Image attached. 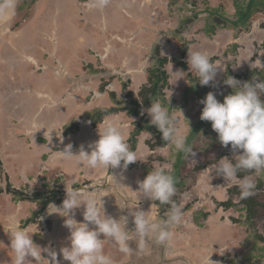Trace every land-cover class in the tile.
<instances>
[{"label":"rangeland","instance_id":"374dc122","mask_svg":"<svg viewBox=\"0 0 264 264\" xmlns=\"http://www.w3.org/2000/svg\"><path fill=\"white\" fill-rule=\"evenodd\" d=\"M182 1L183 3H178L174 0L175 5L171 3L170 11L172 8L173 10L171 12L174 15L181 17V19H189V17H191L189 11L195 10L191 9L190 3V7H187V2L184 3V0ZM40 2L41 1L37 0H18L16 2L17 10L15 15H17L16 18L18 20L16 19V25L11 27L14 35H16L15 31H18L17 36L19 35L20 26L32 22L34 11L41 6ZM72 3L73 2L70 1V4ZM200 4H202V7L206 5L205 2H199L198 5ZM71 9L72 8H70L69 11L74 15L75 11L73 12ZM205 11L209 15L208 19L214 23L217 18L213 16L211 9L206 6ZM75 15V17H71L73 18V20H70L71 23H64L62 25L61 18L56 21L58 22L59 20L61 23L59 25H62L63 30H73L74 27L73 31L65 34V36H67L66 39H61L66 49L68 50L69 48L68 53L70 54L63 56L61 64L63 65L64 63L66 66V64L68 65L70 63V65H68V72L66 71L67 77L63 82L65 88L63 83H55L60 84L62 89L64 88L63 91L65 92H62L60 97H50V99L46 98L44 100L46 96L43 94L40 87L43 86L42 81L37 80V78L29 74L26 78L27 83L22 75L20 76V80L23 79L24 82L21 83L16 81L15 83L11 81L10 71L7 70L5 66H1L0 68V107L6 108V115L0 110V189L4 190L7 183L11 188H14L13 185L16 188L19 187V184L25 181V179H23L25 177L24 172H26L27 178L31 177L33 173L35 175L38 174L36 173L38 172L37 161L40 160V157H35L34 151H30V148L36 146H30V142L31 139L34 140L32 137L35 132H37L34 130L38 129L35 125L31 128L30 123L38 124V120L36 121L34 119L31 121L30 117L33 113H30L32 111L30 107L36 108L35 106H37V104H41L42 108L38 106L41 111L40 113L43 112L44 108H47L46 111L49 113V117L47 118H49V120L54 119V117H59V120L56 119L58 120L56 123H60L65 114L64 120L69 115H71V117L74 115L71 120L81 122L82 129H84L87 124L90 125L89 122H86V119L89 120L92 116L96 115H93L91 113L92 111L100 108L104 109L106 107H119V111L116 114L128 118L124 121L127 123L126 127H129V129L125 128V132L127 131L125 139L128 138L129 140V138H131V134L135 131V125L137 123H141L142 127H147L144 131L152 134V139L145 137L142 134L144 131H141L136 136V143L133 151L137 153L138 161L129 164L125 169L130 172H128L129 178L137 183L138 181H142L149 171L156 167L163 166L164 164L172 165L173 174L175 172L174 165L178 164V173L182 184L177 187V193L174 196L177 200L173 201L181 206L183 220L181 224L170 229L173 236L166 245L152 244L147 252L138 251L137 246L129 241L133 252L130 255H125L119 251L114 241H107L104 246V251L111 255L113 264H205L208 256H211L210 260L213 264H215V262H219V264H247V262L249 264H255V260L252 261L251 259L252 255H261L262 252L264 254V209L256 207L255 217L247 222L246 212L243 210V205L240 203L239 199V187L234 182L225 181L222 176L216 174L215 168L218 166V161L223 157L232 159L234 153L230 145L227 147L221 146L217 133L211 128V123L200 119L203 104L199 103V101L203 100L207 93L213 92L216 94V99L222 103L224 97L232 93V89L224 83L228 77H233L241 83L251 82L253 77L264 80V68L254 63L257 59L264 63V10H260L251 18L249 28L236 30V34L234 35L235 40H232V42H230L228 33H222L220 37L216 39L209 37V40H201L200 36H202V34L200 29L195 30L194 28V24L198 25L197 22L199 20H196L197 22L193 24L194 26L189 24V27H193L190 32H193L188 34L189 28L188 31L184 33V35L187 33V36H180L179 39H174L177 37V34L173 36L175 33H172L171 30L166 32L162 30L159 34H161L164 39L158 38L161 44L159 40H145V49H143L141 53H139V51L136 52V46L130 49L131 52L136 53L133 57L131 55L117 56L116 54L113 55L114 53L104 54L102 51L104 44L100 41L99 36L100 31L98 29H92V26L89 24H84L85 22L82 20L87 18V15L82 11H76ZM83 26L87 28L89 30L88 33L94 37L95 46L94 44L92 45L96 48L97 54L101 51V55L98 54V56H93L92 51L89 49H86V51L84 47L79 48L81 47L79 38H81V35H85L82 29ZM160 26H164L163 21ZM205 26H207V24ZM211 26L212 24L208 23V27L205 28L210 29ZM238 33H240V35H238ZM34 34L36 36V33ZM189 35H193L191 37L193 40L189 39ZM170 37H172V39H166ZM54 38L55 36H53L51 41H53ZM6 40L5 37L4 41L6 42ZM118 42L119 41L109 40L108 43L112 45L113 48L118 49L121 47ZM173 42L176 44L173 45ZM181 42H187L188 48L192 44H203V42H205L203 49L205 51L204 53H207L210 58L212 57L211 55L216 58L217 61L215 60L213 63L218 68L214 80L210 82L208 86H201L198 83L196 73L192 71L188 73L187 78L177 80L179 77L173 75L171 70L175 72L176 70H181V68L176 65L177 63L175 64L169 61L165 66L167 86L158 93L159 97L156 98V100L158 99L161 101L165 107H169V113L175 117L177 126L187 135V144L197 153L193 158L195 162L185 159L184 154L178 153L174 146H166L167 142L165 141L160 142L161 144L159 146L155 145L156 141L159 142L160 140L159 136L156 137L159 131L154 126L150 125V117L146 112L141 114L143 109L150 107V104L147 108L145 106H140V108H138L139 117L137 118L134 116L130 117L131 115L129 112L130 109H134L135 107L133 105L134 101H137L139 104L141 103V87L143 88L141 89L142 92L150 90L148 86L150 84L148 69L155 63L154 51L152 50L154 47L153 44L157 43V45H159L160 54L162 56H166L169 59H178ZM31 43L32 44L28 46V55H32L36 58V53L43 54V51H45L44 54L48 56L52 52V50L49 49L50 45H48L44 39L34 40L31 41ZM53 43V46H55L56 42ZM20 45L17 38L14 47L5 49L4 52L2 51L4 48H1L0 64L3 62L6 65H11L14 56L16 57V53H19L18 47ZM43 45L47 47V50H44ZM73 46L77 49L79 54L70 52ZM202 46L199 45L198 48L202 49ZM223 51L224 53H222ZM217 53L219 54L218 56H216ZM71 61L74 62L71 63ZM182 61L187 66L185 72H188V65L186 63L187 55ZM65 66L60 67V70H67ZM227 66H229L230 74H225ZM30 68H32V73L35 74L36 77L43 72V70L41 71L40 69H37L38 71L33 69V65H30ZM87 75L91 77L90 81L85 78ZM105 81L114 92L108 94L107 91L103 90L102 92L100 90ZM54 90L56 92L57 89ZM92 92L98 94L95 95V93L93 94ZM36 93L40 97H37ZM50 93L52 94V91H50ZM260 99L264 102V95H261ZM53 102H55V106H53ZM150 102L154 101L151 100ZM122 107H124V109ZM8 110L14 113L12 115L9 114L7 117ZM180 111L183 116L180 114ZM97 114L100 115L99 113ZM141 116L145 118L140 119ZM6 117L8 127L6 124V127L4 125ZM110 117H112V115ZM67 119L69 120V118ZM42 120L44 124H46L44 118H42ZM68 120L66 121L67 123L62 126V131L64 128L71 125L72 121ZM107 122H109V118L105 116L100 122L101 124L99 123L100 126L98 125V129ZM187 122L190 132L187 130ZM14 129H16V131H14ZM58 130L60 129L58 128ZM25 131H28L29 136L25 137L23 135ZM39 132L40 130L38 133ZM97 138H99V135ZM52 140L53 138L50 139V141ZM95 140L97 139L94 134L89 145L94 143ZM13 141L15 143L14 145ZM128 144L130 145V142ZM39 149L40 146L35 148L36 153ZM235 154H240V151H237ZM178 158L180 159L179 162ZM53 160L54 161L51 162L50 159L47 164L49 167L48 169L53 170H47V172L42 171L41 176L51 177L54 184H48L42 191L29 192L30 190H25L26 193H45L43 196L39 195L38 197L39 200L44 201L47 199L46 192H48L49 189L52 187V189H54V187L58 185L63 187L65 183H68L66 180V182H63L62 186V181L59 180L56 182V178L52 176V173L57 170L56 166L60 168L61 174L65 175L67 172V168L63 166V160L58 158V156ZM33 161L34 164L32 167H28L27 165ZM121 164L123 166V162H121ZM70 165H73V162L70 163ZM20 166L21 168L17 169V167ZM197 167L204 168H198L199 170H196ZM19 171H22L23 175ZM240 174L242 177L244 175H249V173L245 172H240ZM71 176L74 179V173ZM254 179L256 188L254 194L249 198L264 205V172L255 175ZM44 180L47 179L44 178ZM131 185L132 191L133 186L134 189L138 187L135 183ZM82 187H85V185L76 186V188ZM21 188L23 189V185ZM35 189L39 190V185H36ZM108 191L114 193L112 187H109L105 194H108ZM139 195L144 197L142 193H139ZM12 196L13 195L10 193L5 192L0 194V212L3 211L1 213H4L5 210L7 212L17 208L18 197L14 198ZM64 196L66 197V194ZM146 199L147 197L145 200ZM228 199L233 203L230 208L224 210L218 206V203ZM140 201H142L141 204H146L148 208H151L154 203L151 201V204H148L147 200L144 201L143 198ZM34 206L38 210L37 212L31 211V217L33 218L31 225L34 227H32L29 234H32L31 238L33 242L42 247L40 232H43V226H41L42 229L40 231V224H35V219L38 221L40 218V214L37 217L35 214L40 213V209L42 208L40 204H34ZM185 207L186 210L184 211ZM169 208L170 205L155 203V206L151 208L152 220L164 218ZM204 213H207V216H205ZM82 220L83 217L77 221L82 222ZM257 236H260L261 239ZM59 251L60 249L58 248L57 260L59 264H63L60 263L63 259L62 256L59 255ZM42 258L50 259L47 253H42ZM34 264H47V262H34Z\"/></svg>","mask_w":264,"mask_h":264},{"label":"clouds","instance_id":"9594fccd","mask_svg":"<svg viewBox=\"0 0 264 264\" xmlns=\"http://www.w3.org/2000/svg\"><path fill=\"white\" fill-rule=\"evenodd\" d=\"M15 4L16 0H0V17L7 19L12 16ZM186 63L188 72L171 70L173 75L179 77L177 80L187 78L188 73L192 71L196 73L201 86H208L217 75L218 68L207 53L187 52ZM254 63L264 68L261 60L257 59ZM224 83L232 89V93L225 96L222 103L216 99L215 93H207L205 98L199 101L203 104L200 119L210 122L221 146L230 145L234 153L232 159L223 157L218 161L216 174L222 176L225 181L234 182L240 189V199H247L254 194L256 188L254 176L264 172V102L260 99V96L264 95V80L253 77L251 82L241 83L233 77H228ZM106 86L107 82H104L102 92L106 91ZM144 112L150 117V125L154 126L161 134L162 140L167 142L166 146H174L178 153L184 154L185 159L194 161L197 153L187 144V135L177 126L175 117L169 113V107L156 100L149 108L143 109L141 114ZM180 114L182 115L181 111ZM187 130L190 132L188 122ZM142 134L152 139L151 133L144 131ZM98 135V140L89 145V151H85L81 145L79 153L74 155L71 151L72 144H68L62 152L55 153L61 160H74L77 167L84 165L88 169H104L106 172L109 168L121 167V162L126 169L129 164L138 161L137 153L131 150L116 123L107 122L102 130L98 131ZM60 138L62 142L61 135ZM237 151H240V154H235ZM240 172H247L249 175L241 177ZM110 177L115 184L121 186L112 176ZM137 183V191H132L126 186L121 187L133 193H142L144 197L159 202L160 205H170L164 218L150 219L149 212L138 208V200L132 211L128 210L126 200L122 202L119 209H127V215H121L118 219L107 215L102 199L104 196L99 195L102 191L99 188L88 192L68 187L65 189L66 198L60 206L54 203L48 205L47 212L51 209L48 214L63 217L64 226L70 233L67 237L68 246L62 247L59 251L64 261L70 264H113L111 255L104 251L107 241H114L121 253L130 255L133 249L129 241L132 239L136 240L137 250L140 252L148 250L151 238L161 245H166L172 239L173 233L170 229L181 224L183 220L181 206L172 199L177 193V181L172 174V165L156 167ZM82 206L83 220L78 222L75 213ZM154 206L155 203L151 207ZM129 217L132 218L134 225L131 231L127 228ZM39 219L42 220L43 217ZM90 225L93 227L90 228ZM31 237L32 234L20 227L19 222L13 221L9 230L8 247L13 253L11 264H34L39 261L59 264L56 251L47 247L41 248ZM42 253H47L50 259L42 258ZM210 257L206 258L205 264H213ZM0 264H9V261L0 260Z\"/></svg>","mask_w":264,"mask_h":264},{"label":"crops","instance_id":"0c3cea01","mask_svg":"<svg viewBox=\"0 0 264 264\" xmlns=\"http://www.w3.org/2000/svg\"><path fill=\"white\" fill-rule=\"evenodd\" d=\"M18 0H16L17 2ZM41 1L40 8H38L36 11H34L33 15V20L29 24H24L20 26V37L19 35L17 36V32L15 31V34H13L11 27L13 25H16V7L17 3L15 4V9H14V14L7 19L0 17V55H1V48H4L2 51L4 52L5 49L11 48L15 46V42L18 38V42L21 44L18 48L19 53H16V57L14 56V60L11 65H6L3 62L0 64L1 66H5L7 70L10 71L11 73V81L12 82H24L27 80V76L30 74L32 77L34 76L37 78V80L42 81V85L40 86L43 94L46 96L44 97V100L46 98L50 97H60L65 85H64V80L67 77L66 76V71L68 72L70 63L66 66L61 64V61L63 59V56H67L69 53V48L68 50L66 49V46H64L63 40L61 39L65 38L66 33H69L74 30L70 29H64L62 25L64 23H71L70 20H73L71 17H75L76 11H82L84 14L87 15V18L83 19L82 21L85 22L84 24H89L92 26V29H98L100 31V41L104 44V47L102 48V51L108 54H113L117 56H129L131 55L132 57L135 56L136 53H133L130 51L132 47L136 46V52L141 51L145 49L144 42L145 40H159V39H164L162 38V35L159 34V32H162V30L170 31L173 33H176L177 27L179 26V23L181 20V17H178L177 15H174L171 11L173 10L171 8L170 11V5L173 3L175 5V2L178 3H183L182 0H37ZM70 1L73 2L70 4ZM187 2L186 6L190 7L189 3L191 4V9L195 11H189L191 19L193 21L190 24H194L197 22L196 20H199L197 24H194L195 30L200 29V32L202 34L201 40H209L210 38L216 39L220 37V34L222 33H228L229 34V39L230 42L234 39V35L236 34V30L238 29H232V28H227V29H221V28H216L214 33L206 32L205 31V25L208 23H211V21L208 19L209 15L205 11L206 6H208L214 17H217L218 15L214 12L215 9H217L219 6L222 8V15L227 18L229 21H234L235 19V13L236 9L234 6V1L233 0H184V3ZM199 2H205L206 5L202 7V4L198 5ZM72 8L73 12L75 11L74 15L71 14L69 9ZM255 16V15H254ZM71 19H70V18ZM61 18L62 20V25L57 19ZM18 20V19H17ZM30 20V19H29ZM162 21L164 22V26L161 27ZM77 24V23H76ZM198 26V27H197ZM78 27V25H77ZM163 28V29H161ZM190 30L188 34L192 33L190 32L193 27H189ZM83 32L85 35H81L80 43L81 47H84L85 50L89 49L92 51L93 56H98L101 55V51L96 52V48L93 47L92 44H94V37L89 34V30L85 28L84 26L82 27ZM76 30V29H75ZM188 31V29L186 30ZM12 32V33H11ZM39 32V33H38ZM62 32V33H61ZM36 33V36L35 34ZM241 33V32H240ZM238 33V35H240ZM246 33V32H245ZM158 34V35H157ZM58 37H57V36ZM62 35V36H61ZM187 36V33L185 34ZM182 34V36H185ZM55 36L53 41L51 39ZM164 36V35H163ZM173 36H176L173 35ZM189 39L193 40L191 37L193 35H189ZM6 37V42L4 41V38ZM160 37V38H159ZM210 37V38H209ZM159 38V39H158ZM46 40V43L50 45V48L52 52L47 56V54H44L45 51H43V54L36 53V58L32 55H28V46L31 45V41L34 40ZM64 39V40H65ZM166 39H172L166 38ZM174 39H179L178 37H175ZM110 41H119L118 43L121 45L120 48L115 49L113 48L112 45H110L108 42ZM217 41V40H215ZM53 42H56L55 46ZM236 42V41H235ZM160 43V40H159ZM167 43V42H166ZM46 44V45H47ZM132 44V45H130ZM161 44V43H160ZM175 45L176 43H172ZM204 44V45H203ZM203 44H192L188 48V52L191 51H200V52H205L204 46L205 42ZM157 43L153 44L152 50L154 51L155 46ZM202 46V49L198 48ZM95 46V44H94ZM194 46V47H193ZM44 50H47V47L43 45ZM193 47V48H192ZM16 48V47H15ZM87 51V50H86ZM70 52H74L75 54H79L77 49L73 46L71 47ZM224 53V51L222 52ZM103 54V55H104ZM70 55V54H69ZM187 55V54H186ZM219 54L217 53L216 56ZM213 58L214 56L211 55ZM211 57V58H212ZM217 61V60H216ZM74 61H71V63ZM30 65H33V69H40L41 71L43 70L42 74H39L37 77L35 74L32 72V68H30ZM29 66V70H28ZM65 66L67 70L61 71L60 67ZM37 70V71H38ZM105 73V72H104ZM5 74V73H4ZM23 76V81L20 80V76ZM57 77V79H56ZM54 78V79H51ZM88 81L91 80V77L87 75L85 77ZM56 80V81H55ZM57 82H60L61 84L63 83L64 88L60 86V84H55ZM106 82V81H105ZM27 83V81H26ZM54 89H57L56 92ZM107 92H112L110 89V85L107 84L106 89ZM52 91V94L50 93ZM93 94L95 92H92ZM37 94V93H36ZM98 94V93H97ZM95 93V95H97ZM101 94V93H99ZM39 95L37 94V97ZM40 97V96H39ZM56 100V99H55ZM45 103V102H44ZM40 108L41 104H37L35 106L36 108H32V111L30 113H33V115L30 117L31 121L34 119L37 121L38 124L36 123H30L31 128L35 125L38 127V129L34 130L37 131L33 135V139H31L30 146L36 145L33 148H30V151H34L35 157L37 156L38 158L40 157V160L37 161L38 165V174H34L31 177H26V172H24L25 179L24 182H21L19 184V187H13L16 190H30L29 192H37V191H42L44 187H46L48 184H54L52 181L53 179L51 177H44L41 176L42 171L47 172V170H53V169H48L49 167L47 166L48 161L51 159V162L54 161L53 159L56 158V153L55 152H62L65 148L66 145L72 144V153L78 154L80 150V146H84L85 151H89V144L92 141V138L94 137V134L96 135V139L98 140V132L102 130L103 126L98 129L100 126H95L91 127L90 125L82 129V125H79L78 131L75 133L63 135V131L61 130L62 126L65 125L67 122V118L71 120L74 115H69L65 120V116L62 118L60 123H56L59 120V117H54V119L49 120V113L47 108L43 109V112L40 113ZM104 108V107H103ZM109 108V107H106ZM5 109L3 107H0L1 112L5 114ZM7 112V117L8 115H12V111L8 110ZM6 115V114H5ZM7 117L5 118L4 125L6 124L8 127V122H7ZM42 118L46 121V124H44ZM106 118H109V121L116 123L122 130L124 136L126 137L127 131L125 132V128L127 123L124 122L126 119H128L125 116H121L119 114H113L112 117L107 116ZM111 118V119H110ZM58 119V120H56ZM68 120V121H69ZM5 125V127H6ZM58 128L60 130H58ZM40 132L38 133V131ZM16 131V129H14ZM32 132V131H30ZM26 134V135H25ZM15 135V133H14ZM22 135V134H21ZM23 135L29 136L28 131H25ZM60 135L63 137V140L61 142ZM13 136V135H12ZM17 136V135H16ZM53 138L52 141L49 140ZM36 140V142H35ZM38 140V141H37ZM128 138H126V141ZM15 141V140H14ZM13 141V145L15 144ZM74 141V142H73ZM96 141V140H95ZM27 144V143H26ZM27 146V145H26ZM40 146V149L35 151V148ZM29 150V147H28ZM32 156V155H31ZM34 158V156H33ZM49 159V160H48ZM73 162V165H70V163ZM34 164V161L31 162L28 167H32ZM63 166L67 168V172L64 174H61L60 168H57L52 174L53 177L56 178L57 181H62V186L63 182L66 180L68 183H65L63 186L64 189V195L66 194L65 189L68 187H73L75 188L78 185H85L83 187V190H86L89 192V190H94L99 188L100 191L99 195L104 196L102 197L104 201V208L106 210V214L110 215L114 218H119L121 215H127L128 210L132 211L135 209L137 200H138V208L140 210H143L145 212H149V218L152 219V207L148 208L146 204H141L142 201H140L142 198L144 201L147 200L148 204H151L150 199H146V197H141L139 193H133L130 192L127 188L121 187V186H126L128 188H132L133 183H135L138 186V183L134 182L129 178L128 170H125L121 164V167L112 169L109 168L107 172L104 169H88L84 165H80L79 167L76 166V163L74 160H63ZM21 168L17 167V169ZM24 168V166H23ZM22 175V171H19ZM74 173V179L72 178V174ZM130 173V172H129ZM58 175V176H57ZM112 176L117 183H119L121 186H118L117 184H114V181L110 177ZM68 177V178H67ZM47 179V180H44ZM67 178V179H66ZM136 180V179H134ZM56 181V182H57ZM16 183V182H15ZM39 183V184H37ZM52 184V185H53ZM23 185V189L21 186ZM36 185H39L40 189L37 190L35 189ZM109 187L113 188L114 193H111L108 191V194H105L106 191L108 190ZM117 188V189H116ZM137 189H134L133 186V191H137ZM92 192V191H90ZM66 198V197H65ZM64 198V199H65ZM128 202V210H121L119 209L120 206L122 205L123 201ZM50 203H54L57 206H60L61 204H57L56 199L53 200ZM49 203V204H50ZM155 203V202H154ZM36 203H31V202H26V201H18V206L14 210L4 211V213L0 212V260L3 261H9V264H11V259L13 256L12 251L10 250L9 245H10V238H9V230L12 226L13 221L19 222L20 227H24L29 233L32 229L31 223L32 221L26 223L28 219H31L32 213L31 211L37 212V208L34 206ZM48 204V205H49ZM44 208L43 211H41V214L39 217H43V219H39L36 221L35 219V224H40L39 228L40 231L42 229L41 226H43V232H40V240H41V248H50L52 251H56L57 249H61L62 247L68 246V240L67 237L70 234L69 230L64 226V218L58 216L57 214H48V212H51V209ZM82 213H83V206L76 210L75 213V218L76 220L82 219ZM153 216H154V209H153ZM15 217V218H13ZM60 220V221H59ZM93 227L90 225V228ZM129 231L133 230L134 225L132 224V218L129 217V223L127 225ZM130 242L133 243V245L137 246V242L135 239L130 240ZM157 245L154 238H151L150 240V245L149 248H151V245ZM147 252V251H145ZM58 253V252H57ZM9 259V260H8ZM171 261V260H170ZM41 262V261H39ZM36 263V262H35ZM60 263L63 264H70L68 261L61 260ZM172 263V262H171ZM174 264V263H172Z\"/></svg>","mask_w":264,"mask_h":264},{"label":"trees","instance_id":"16d2710c","mask_svg":"<svg viewBox=\"0 0 264 264\" xmlns=\"http://www.w3.org/2000/svg\"><path fill=\"white\" fill-rule=\"evenodd\" d=\"M233 1H234L235 9H236L234 21H229L227 18H225L222 15L221 6H219L214 11L218 15L216 17L217 18L216 21H214V23L211 22L212 26L210 29H205L206 32L214 33L216 28H220V27L226 28V29L227 28L247 29L250 26L251 18L260 10H264V0H233ZM192 21H193V19L186 18L179 23V26L177 27V30L175 33V34H177V37L179 36L178 38H180V36H182V34H184L186 32V30L189 29V24ZM206 27H208V25ZM234 48H235V46H234ZM187 52H188L187 42H183V43L181 42L180 49H179V56H178L179 58L178 59H169L166 56H162L160 54L159 45L155 46V48H154L155 63L151 68L148 69V79L150 82V84L148 86H149L150 90L147 92H142L141 89H143V88L141 87V89H140L141 103L139 104V103H137V101H134V103H133V105L135 106L134 109L129 110L130 115H131L130 117H133V116L136 118L139 117L138 108H140V106H145L147 108V106L152 103L150 101L151 100L156 101V98L159 97L158 93H160V91L167 86V74L165 71V66L169 61H171L175 64L177 63L176 65L179 66V68H181V70H183V71L187 70L186 64L182 61V59L186 56ZM210 59L212 62L216 60L215 57L214 58L212 57ZM227 73L230 74L229 66H227V71L225 74H227ZM122 108L124 109V107H122ZM100 109L92 111L91 113L93 115L94 114H96V115L92 116V118L89 120L86 119V122L87 123L89 122V124L92 127L97 126L103 120V118L105 116L106 117L111 116L113 114H116L119 111V107H116V108L109 107V108L101 109L103 111H101ZM127 109H129V108H127ZM97 113H99L100 115H98ZM97 117H99V118H97ZM142 118H145V117L141 116L140 119H142ZM71 121H72L71 125H69L68 127L63 129V135L75 133L76 131H78L79 124L74 120H71ZM72 124H74V125H72ZM141 125H142L141 123H137L135 125L136 129H135V131H133V133L131 134V138H129V140H128V143L130 142V145H131L130 146L131 150H134V146L136 143V136L138 135V133L146 130V128H147V127H142ZM158 136L160 137V140H159V142L156 141L155 145H157V146H159L161 144L160 142H164L161 138L160 133L156 134V137H158ZM180 157H181V155H180ZM179 161H180V159L178 158V162ZM198 168L201 169L204 167H197L196 170ZM178 170H179L178 164L174 165V171L175 172L173 174H174V177L177 181L176 188L178 186H180V184H182L180 181ZM245 173H247V172H245ZM239 175L242 177V175L240 173H239ZM52 188L49 189L48 192H46L47 199L44 201L39 200L38 197H39V195L43 196L45 193L44 194H39V193L28 194L25 192V190H16L15 188H11V186L8 183L6 184L4 190L0 189V194H2L3 192L10 193L11 195H13L12 197H14V198L18 197V201H26V202L36 203L38 205L40 204V207L42 209H40V213L35 214L37 217L39 214H41V211H43L44 208H46L47 205L50 202H52L53 200L56 199L57 204H62V201L65 198V196L63 195V192H64L63 187H60L58 185L57 187H54V189H52ZM239 199H240V195H239ZM173 200H177V198L174 197ZM155 203L157 204L159 202H155ZM240 203H242L243 210H245V212H246V221L247 222H249L251 219H253L255 217L254 214H255V208L256 207H261L264 209L263 204L259 203L258 201L254 200L252 198L240 199ZM232 205H233V203L231 202L230 199H228L224 202L218 203V206H220L224 210L230 208ZM186 207H185L184 211L186 210ZM204 214H205V216H207V213H204ZM32 220H33V218L28 219L26 221V223H28ZM258 238L261 239L260 236ZM251 259H252V261L255 260V264H264L263 252L261 255H258V254L252 255ZM247 264H249V263L247 262Z\"/></svg>","mask_w":264,"mask_h":264},{"label":"flooded vegetation","instance_id":"af4514ba","mask_svg":"<svg viewBox=\"0 0 264 264\" xmlns=\"http://www.w3.org/2000/svg\"><path fill=\"white\" fill-rule=\"evenodd\" d=\"M77 123H78V124H79V123L81 124V122H77ZM80 124H79V125H80ZM75 188H76V187H75ZM95 190H96V189H94V190H89V192H90V191H95Z\"/></svg>","mask_w":264,"mask_h":264},{"label":"water","instance_id":"95a60500","mask_svg":"<svg viewBox=\"0 0 264 264\" xmlns=\"http://www.w3.org/2000/svg\"><path fill=\"white\" fill-rule=\"evenodd\" d=\"M83 188V187H82ZM82 188H80V189H82Z\"/></svg>","mask_w":264,"mask_h":264}]
</instances>
